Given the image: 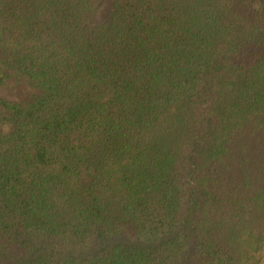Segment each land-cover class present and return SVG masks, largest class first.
<instances>
[{
    "label": "trees",
    "instance_id": "trees-1",
    "mask_svg": "<svg viewBox=\"0 0 264 264\" xmlns=\"http://www.w3.org/2000/svg\"><path fill=\"white\" fill-rule=\"evenodd\" d=\"M0 264H264V0H0Z\"/></svg>",
    "mask_w": 264,
    "mask_h": 264
},
{
    "label": "rangeland",
    "instance_id": "rangeland-1",
    "mask_svg": "<svg viewBox=\"0 0 264 264\" xmlns=\"http://www.w3.org/2000/svg\"><path fill=\"white\" fill-rule=\"evenodd\" d=\"M22 92L23 91L20 89H11L9 91H5L3 89H0V94L6 98H9V99H17L19 94H21Z\"/></svg>",
    "mask_w": 264,
    "mask_h": 264
}]
</instances>
